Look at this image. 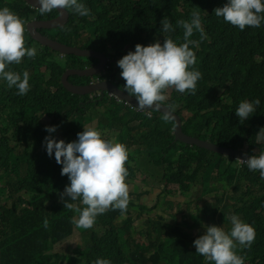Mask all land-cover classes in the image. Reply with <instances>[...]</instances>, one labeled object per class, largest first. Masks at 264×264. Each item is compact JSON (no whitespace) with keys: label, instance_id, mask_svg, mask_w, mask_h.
Here are the masks:
<instances>
[{"label":"trees","instance_id":"trees-1","mask_svg":"<svg viewBox=\"0 0 264 264\" xmlns=\"http://www.w3.org/2000/svg\"><path fill=\"white\" fill-rule=\"evenodd\" d=\"M79 2L90 9V15L82 17L67 10L68 21L62 27L39 29V32L66 45L103 52L108 59L106 79H118V86L126 82L118 77V65L112 69L115 59L118 62L129 51L134 52L137 44L148 46L157 41L163 44V35H167L162 33L164 17L175 28L173 39L178 44L183 43V29L176 21L190 20L191 13L199 11L207 39L200 41L199 33L194 30L190 39L198 41V46L190 45V48L195 52L196 64L189 70H198L202 78L197 81L195 95L171 89L165 105L174 106L171 111L180 117L182 131L188 135L222 147L245 148L250 154L264 151V140L256 137L264 127V22L259 28L246 27L243 31L226 23L214 14V9L223 7L227 0ZM5 6L24 20L25 47H36L37 55L34 59L25 56L20 64H12L7 69L21 75L25 70L29 72L30 87L26 95H17L15 87L9 89L6 81L0 79V264H92L97 258L108 259L111 264H212L196 253L193 242L205 234L206 228L188 209H181L184 213L179 216L173 209L167 213L168 218L165 212L145 218V224L137 227L144 240H135L133 226L140 220L138 216L144 206L139 200H133L132 189H129L130 202L125 214L110 209L97 216L89 229L77 228L71 223L77 214L64 208L60 196L70 181L68 176L61 175L62 165L47 154L44 138L51 134L53 137L55 132L49 134L45 130L49 124L42 122L41 117L49 116L51 125L64 122L62 139L72 142L77 140V133L83 131L76 128L74 120L90 106L93 112L97 109L99 116L103 115L97 123L104 121L102 129L111 128L115 124L111 121L119 119L117 130L109 132L111 136L101 134L105 139L115 137L126 145L129 173L126 182L130 187L132 178L149 161L161 170L160 179L166 183L164 192L168 185L185 191L196 181L207 182L215 171L214 178L224 177L228 184L235 183V190L244 185L241 195L255 193L249 200L239 197L242 203L234 209L255 229V240L250 249L237 244L235 251L243 257L244 264H264V179L258 171H250L246 165L238 169L235 159L194 145L176 142L173 147V121L167 120L169 126L165 128L163 114L158 111H152L150 119L144 111L131 114L127 109H122L120 116L117 108L105 102V94L113 99L108 93H100L91 100L86 95L68 92L61 83V74L65 66L77 64L79 57L66 55L65 64L59 63L55 56L59 54L32 39L26 29V23L33 18H53L56 10L40 15L38 9L24 0H0V8ZM75 19L78 24L73 22ZM86 27L91 29L94 38L87 36V40L78 42L76 36L83 34ZM60 29L68 30L60 35ZM91 41L93 44L87 46ZM42 65L45 71H40ZM257 98L260 105L256 112L241 123L235 112L239 103L253 102ZM100 106H104L102 111ZM80 107L83 109L79 111ZM132 121L137 123L132 125ZM65 136L71 139L66 141ZM28 137H35L33 154L27 152V147L17 150ZM130 150L144 153L140 164L135 163ZM177 152L173 165L169 157ZM25 165L37 170L39 175L28 180L25 172L21 173ZM20 191H28V196L20 197L17 195ZM202 202L205 207L210 205L205 199ZM198 206L196 210L200 214ZM131 208L140 210L132 215ZM45 218L47 228L43 226ZM75 230L80 242L76 243L72 255L49 251Z\"/></svg>","mask_w":264,"mask_h":264},{"label":"clouds","instance_id":"clouds-1","mask_svg":"<svg viewBox=\"0 0 264 264\" xmlns=\"http://www.w3.org/2000/svg\"><path fill=\"white\" fill-rule=\"evenodd\" d=\"M36 3L38 6H35L37 7L35 9H38L40 15L58 9L72 10L82 17L90 15V9L79 0H36ZM214 14L217 17H222L226 23L238 27L241 31L246 27L259 28L264 22V0H227L223 7L214 9ZM176 24L183 29V43L178 44L173 39L172 33L175 32V28L169 19L164 17L161 20L162 33L167 35H163V44L159 41L148 46L137 44L134 52L129 51L128 54L118 60L117 65L122 70L120 75L126 82L121 86L117 85L118 79H106L108 59L103 52L91 48V50L104 54L106 64L99 74L92 75L97 76L96 80L88 83L109 81L136 99L137 107L108 91L100 92L97 90L86 94V96L94 98L100 93H108L118 104L116 108L120 116L122 109H127L131 114L144 111L150 119L152 111H160L163 108L164 115L162 118L165 121L169 120V110H174V106L167 105L165 108V101L169 98L171 89L180 93L187 91L195 95L197 81L202 78V74L198 70L194 68L189 70L191 66L196 64V55L190 45L198 46V41L192 40L190 37L193 36L195 30L199 33L200 41L207 39V35L201 26L199 11L194 10L190 20H177ZM24 33V20L8 7L0 8V79L6 81L9 89L15 87L18 90L16 94L20 96L26 95L29 91V72L25 70L21 75L7 69L12 64H20L25 56L34 59L37 55L36 47H25ZM58 54L61 58L66 56ZM77 57L80 61L77 63L78 66H66L65 70L68 68L84 69L92 65L91 61L96 62L97 60L91 57ZM72 76L76 75L68 76L69 82H71L69 78ZM167 89H170L168 97L166 96ZM259 105V98L253 102L241 101L235 111L241 123L251 117ZM114 116L116 118V114ZM116 120L119 126V119L116 118ZM57 128L58 126H46L45 130L51 134ZM83 128L82 132L77 133V140L75 141L66 143L63 139L57 140L49 135L44 138L43 143L46 146L48 156L51 157L54 153L57 164L62 165L61 175L68 176L70 181L60 196L64 208L77 214L72 217L71 223L77 228L89 229L94 226L97 216L110 209L119 210L122 215L127 212L130 202L129 185L126 182L129 174L126 167L128 149L115 137L103 138L99 129L89 126H83ZM256 137L257 140H264V127L260 128ZM174 142L178 143L179 141ZM237 149L247 153L245 148ZM247 154L252 156L247 159L225 157L235 159L238 169L242 165H246L250 171H258L260 178L264 179V151H260L259 154ZM64 197L69 199L64 200ZM76 201L79 203H74ZM202 206L204 205L202 204ZM204 212L203 209L200 214ZM234 214L230 216L231 229L229 228L228 232L215 225L216 221L219 224L220 216L224 221L226 220L227 215L221 213V209H216L214 206L209 217L202 219L206 232L195 239L193 243L196 253L204 257L207 262H212V264H244L243 257L238 255L235 249L237 244L250 249L255 240V229L240 214L235 211ZM43 226L48 227L46 218ZM92 264H111V261L97 258Z\"/></svg>","mask_w":264,"mask_h":264},{"label":"rangeland","instance_id":"rangeland-1","mask_svg":"<svg viewBox=\"0 0 264 264\" xmlns=\"http://www.w3.org/2000/svg\"><path fill=\"white\" fill-rule=\"evenodd\" d=\"M96 18V16L93 17V19ZM75 22V24H78L79 21H77L76 19L73 21ZM77 26V25H76ZM78 28V27H76ZM68 29H60V35L62 33H67ZM85 31H83V34H79L76 36V40L78 42H84L85 40H87V36H89V39H93L94 36L92 37L91 35V29H89L88 27L84 28ZM157 36V35H155ZM86 43V42H85ZM93 43L91 41V43H86L87 46H91ZM91 49V48H89ZM57 58H59V63H64V59L65 58H60L58 57V55H55ZM62 60V61H61ZM80 63V61H79ZM85 63V62H83ZM117 59L114 60V65L112 69L117 68ZM75 66H78L77 64H75ZM66 67V66H65ZM65 67L63 70H65ZM46 67L44 65H42L40 67V71H45ZM121 69L118 72V77H120V73H121ZM63 72V71H62ZM63 74V73H62ZM61 74V75H62ZM97 78V76H92L90 77L88 80L85 79H80V83L86 82V81H94ZM71 82L73 81V79H79L76 76H72L71 78ZM73 83V82H72ZM75 84V83H73ZM169 91L170 89L166 90V96H169ZM78 98V97H75ZM101 99V98H100ZM104 99L105 102L110 104L113 107H117V103L114 99H110L108 98L107 94L104 95ZM104 103V102H103ZM120 105V104H119ZM92 106L87 107L88 109L84 111V113H82L79 117H77L74 120L75 126L77 129H81L84 130L83 126H89V127H93L95 128L97 126V129H99V131L104 134V136H111L109 134V132H115L117 129V120L113 119L112 122H114L113 126L111 128L108 129H102L101 125H103L104 121L101 122L100 125H98V121L101 119V117H103V115L99 116V111L97 109H95V112H93V110L91 109ZM108 107V106H106ZM104 108V106H100L99 110L102 111ZM113 108V109H115ZM83 109V108H79V111ZM79 113H76V115H78ZM129 117V116H128ZM41 121L44 122L45 124L49 123V126H58L57 130L55 131L53 137L57 140L62 139V131L65 128L64 126V122L60 123V124H56L53 123L51 125V118L49 116H43L41 117ZM137 122L133 121L131 122L132 125L136 124ZM163 126L166 128L169 126V123L167 121H163ZM173 125H171V129H172ZM52 135V134H51ZM35 138V137H34ZM32 137H28L27 141L22 143L20 147H17V150H21L24 147H27V152L29 154H33V139ZM66 138V137H65ZM68 139H66V141H68L69 139H71V137H67ZM173 142V147H176L174 145ZM132 155V158L135 160L136 164H140L142 162V160L140 159V157H142L144 155L143 152L141 153H134L131 152V150L129 151ZM177 153H174L173 155H171L170 161L171 163L174 165L176 163V159H177ZM55 155L53 153V155L51 156V158H54ZM139 158V159H138ZM144 161H148V159L146 160V158H144ZM149 162V161H148ZM146 163V166L143 170H140L138 173H136V175L134 176V178H132L131 180V187L129 185V189L133 190V200L135 202H137L138 200L141 202V204L144 206V208L141 210L140 214H139V221L134 224V239L141 242L144 240V238L142 236H140V233L137 232V227L140 225H144L145 222H143V220L145 218H154L155 216H157V214H160L162 212H165V218L167 217V213L170 210H175L177 213V216L181 215V213H184V211H182L181 209H188L190 210L193 214H196L197 219L202 220L204 217L207 219L209 217V215L211 214V209H214V206L221 209V213H223L224 215H227V217L225 218L226 220L224 221L222 219V217L220 216L219 218V224L217 225L218 227H222L226 232L229 231L228 226H231V221H230V216L231 215H235L234 214V209L235 207L241 205V200H239L238 198L241 197V199H245V200H249L251 198H253L254 196H256L255 193L251 192L247 195H241L242 192L244 191V185H242L241 188L235 190L233 189V187H235V183H231L228 184L225 180L224 177H222L220 180L214 178L215 176V171L212 174V178H210L209 180L204 181V182H199L196 181L194 182L192 185H190V187L185 190V191H180L176 185H168L167 186V190L164 192V185H166V183H163V181L160 179V173L161 170L159 167L154 166V164L152 162ZM151 163V164H150ZM131 164V163H130ZM25 172L26 174V178L28 180H32V177H34V175H39V172L35 169L31 168H27L26 165L23 166L21 168V173ZM255 192H257L258 190H253ZM25 192V193H24ZM20 191L17 193V195H19L20 197H26L28 196V191ZM130 193V192H129ZM14 195V193H13ZM201 196V197H200ZM215 198H219L220 200L215 201ZM199 199V200H197ZM207 200L209 201L210 207H204L202 206L203 202H201V200ZM198 206L199 210L202 212V210L204 209L205 212L203 214H200L197 212L196 207ZM140 209H130V213L132 215H137L138 211ZM239 214V213H238ZM240 217V216H239ZM241 219V218H240ZM143 222V223H142ZM195 229L191 231L192 234L195 233ZM78 232L75 230L73 231L72 235L69 236L67 239L61 241L60 243H56L54 245V247L52 249H50L49 251H54V252H60L63 253L65 255H72L73 254V250L74 247L76 246V243H79V237H78Z\"/></svg>","mask_w":264,"mask_h":264},{"label":"water","instance_id":"water-1","mask_svg":"<svg viewBox=\"0 0 264 264\" xmlns=\"http://www.w3.org/2000/svg\"><path fill=\"white\" fill-rule=\"evenodd\" d=\"M24 1L33 8H37L35 6H38L36 0H24ZM56 12L57 15L53 18L46 20L33 19L27 23L26 29L29 32L32 39L37 41L40 45L46 46L51 50L60 53L61 55L72 54L80 57H91L98 60L96 65L84 69H77V68L66 69L61 75V83L65 88V90L76 95H86L88 93L97 90H99L100 92L108 91L137 107L138 102L136 101V99L130 97L129 95H127L126 92L122 90V88L120 87L118 88L109 81L103 80L96 83H87L83 85L82 84L78 85V84H73L67 80L68 76L70 75H76L79 77H88L99 74L103 70L106 64V57L104 56L103 53L91 49H82L77 46L66 45L62 42H59L55 39H51L48 36L40 33L38 31L39 29H55L58 27H62L67 22L68 13L66 10L58 9L56 10ZM165 108H167V106H165ZM158 112L164 115L163 108H161V110ZM169 112H170V119L173 121L172 133H173L174 141H179L186 145H194L196 147H200L209 150L213 153L221 154L228 157H240L247 159L252 156L238 149L222 147L207 140L199 139L184 133L181 128L180 117L177 116L171 110H169Z\"/></svg>","mask_w":264,"mask_h":264},{"label":"flooded vegetation","instance_id":"flooded-vegetation-1","mask_svg":"<svg viewBox=\"0 0 264 264\" xmlns=\"http://www.w3.org/2000/svg\"><path fill=\"white\" fill-rule=\"evenodd\" d=\"M91 64L94 66V65H96L97 64V60H96V62H93V61H91ZM92 65H90V66H92ZM90 77H92V76H89V77H84V78H79V79H73V83H75V84H85V83H88V82H90V81H86V82H83V83H80V79H85V80H88ZM96 80V79H95ZM94 80V81H95ZM88 99H92V98H88Z\"/></svg>","mask_w":264,"mask_h":264}]
</instances>
